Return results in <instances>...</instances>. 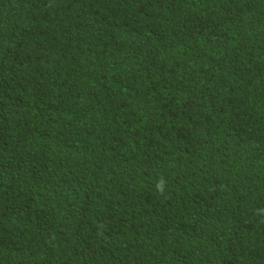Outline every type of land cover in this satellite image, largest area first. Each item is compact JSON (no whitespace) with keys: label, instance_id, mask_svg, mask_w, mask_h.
<instances>
[{"label":"trees","instance_id":"1","mask_svg":"<svg viewBox=\"0 0 264 264\" xmlns=\"http://www.w3.org/2000/svg\"><path fill=\"white\" fill-rule=\"evenodd\" d=\"M0 264H264V0H0Z\"/></svg>","mask_w":264,"mask_h":264},{"label":"clouds","instance_id":"2","mask_svg":"<svg viewBox=\"0 0 264 264\" xmlns=\"http://www.w3.org/2000/svg\"><path fill=\"white\" fill-rule=\"evenodd\" d=\"M163 184H164L163 180L159 181L158 184H157V190L160 193H163V191H164Z\"/></svg>","mask_w":264,"mask_h":264}]
</instances>
